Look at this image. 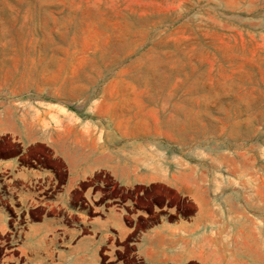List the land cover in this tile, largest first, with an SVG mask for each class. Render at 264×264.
Returning <instances> with one entry per match:
<instances>
[{
	"label": "rangeland",
	"instance_id": "1",
	"mask_svg": "<svg viewBox=\"0 0 264 264\" xmlns=\"http://www.w3.org/2000/svg\"><path fill=\"white\" fill-rule=\"evenodd\" d=\"M1 97L131 121L168 166L264 183V0H0Z\"/></svg>",
	"mask_w": 264,
	"mask_h": 264
},
{
	"label": "crops",
	"instance_id": "2",
	"mask_svg": "<svg viewBox=\"0 0 264 264\" xmlns=\"http://www.w3.org/2000/svg\"><path fill=\"white\" fill-rule=\"evenodd\" d=\"M95 113L0 98V264H264V183L168 166Z\"/></svg>",
	"mask_w": 264,
	"mask_h": 264
}]
</instances>
